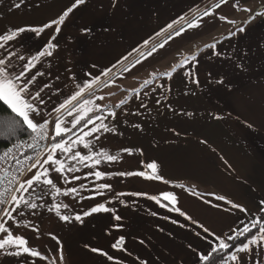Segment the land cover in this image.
I'll return each instance as SVG.
<instances>
[{
  "label": "crops",
  "instance_id": "obj_1",
  "mask_svg": "<svg viewBox=\"0 0 264 264\" xmlns=\"http://www.w3.org/2000/svg\"><path fill=\"white\" fill-rule=\"evenodd\" d=\"M216 2L119 0V6L113 8L111 0H86L66 18L54 41L59 45L56 52L32 70L43 73L37 76L33 92L44 84L49 85L41 93L45 101L40 106L41 115L52 122L50 129L53 128L57 116L54 108L78 91V84L90 79L87 73L98 76L100 82L80 99H92L105 109V113L93 111L88 115L93 118L105 115L104 123L110 130L100 134L98 141L88 139H93L98 150L120 154L121 158L118 162H102L97 170L151 174L152 170L146 166L154 162L163 180L116 175L94 182L93 176L85 179L90 169L81 168L79 172L68 173L70 182L65 185L53 172L62 189L86 185L80 192L83 197L93 196L98 183L112 185V191L94 199L57 198L69 205L63 213L73 217L80 214L82 223L74 219L63 222L46 207L36 209L35 213L25 209V216L16 219L30 227L13 226L12 230L23 235L29 241L28 246L44 259L0 254V264H60L61 253L63 264H116V261L140 264L141 260L146 264H197L193 249H201L207 235L198 224L224 237L232 234V228H241L258 218L260 201L264 200V16L251 17L256 11H264V0H228L214 15L204 17L200 27L175 37L143 63L124 71L138 58V53L132 52L134 48L146 53ZM237 2L240 9L249 8L252 13L234 8ZM16 3H20L19 8L15 7ZM72 3L74 0H0V34L17 27H41L57 19ZM181 16L185 20L174 24L173 29L155 35ZM239 27L245 31L236 32ZM84 29L90 32L84 34ZM233 32L236 34L228 38ZM52 34L54 28L46 29L39 37L24 33L18 41L10 42V48L25 56L34 55ZM149 37L153 39L147 47H142ZM213 43L215 50L206 47ZM129 52L132 55L124 60ZM0 54L6 55L7 50H0ZM193 54L195 61L191 59ZM185 57L189 62L180 67ZM13 60L24 63L15 57ZM237 64H243L245 70L237 68ZM173 68L170 79L163 76ZM106 71L108 75H102ZM150 74H155L157 79L141 88L145 80L151 79ZM217 80H223L224 84H217ZM116 95H121L117 102L113 100ZM99 96L104 99L97 100ZM121 101L125 102L117 108ZM108 111L115 112V118L107 116ZM75 115L63 111L66 127L71 128ZM79 128L72 131L78 132ZM202 140L206 143H201ZM45 142L53 141L49 138ZM125 148L131 149L132 154L121 152ZM76 150L87 153L82 145ZM73 176L80 179L73 180ZM119 192L146 193L158 198L164 192H171L177 197L176 206L198 223L169 211L170 205L162 199L166 207L146 195L117 196ZM214 196H224L244 206L248 214L230 208ZM206 200L211 203H205ZM45 202L51 204V197L45 196L40 201ZM97 203H104L114 212L83 216ZM114 215L122 219L116 221ZM53 236L57 239H52ZM120 237L125 240L126 251L111 247ZM93 247L107 252L113 260L93 253L90 251ZM240 255L244 256V264H264V247H254L250 254Z\"/></svg>",
  "mask_w": 264,
  "mask_h": 264
},
{
  "label": "snow or ice",
  "instance_id": "obj_2",
  "mask_svg": "<svg viewBox=\"0 0 264 264\" xmlns=\"http://www.w3.org/2000/svg\"><path fill=\"white\" fill-rule=\"evenodd\" d=\"M111 2L113 8L119 6V0H111ZM85 3L86 0H74V3L63 11L57 19H54L41 27H17L14 29H8L3 34H0V50H7L6 55L0 54V113H7L9 111L11 113L10 118L0 119V136L10 139L22 132H27L31 141L30 143L26 141L13 143L11 147L7 148L3 155H0V162L8 163L12 160L15 161V168L13 171H9L8 168L0 166V254L3 255L14 257L27 255L44 259V257L40 256L39 252L28 246L29 241L23 235L14 234V231L12 230L13 226L25 228L30 227L29 224H22L16 219L17 216H25V209L35 213L36 209L46 207L48 212H54L63 222H71L74 219L75 221L82 223L83 217L80 214H77L74 217L65 215L62 210L69 209V205L59 201L57 198L72 197L75 200L79 197L80 199H94L97 195L103 196L107 191H112V185L108 183H98L93 189V196L83 197L80 196V192L87 187L86 185H81L80 187H65L62 189L58 186V181L53 178V172L58 175L59 182H62L65 185L70 182L68 173L79 172L81 168L90 169V172L86 174L85 179H87L88 176H93L95 178L94 182L105 180L106 178H111L116 175L138 176L143 177L146 180H163V177L158 174V165L154 162L146 166L148 169L152 170L151 174L147 171L106 173L97 170L102 162H118L121 158L120 154L113 155L108 150H98L96 148L93 139L98 141L100 139V134L108 132L110 129L109 126L104 123V120L106 119L105 115H97L93 118L88 114L93 111L105 113V109L96 105L92 99H80L86 91L91 90L94 85L100 82L98 76H93L91 73H87L86 75H88L90 79L83 84H78V91L65 99L58 107L54 108L53 111L57 113V116L53 128L50 129V124L52 122L48 119H44L41 115L40 106L45 104L41 93L45 88L49 87V85L44 84L39 90L33 92L32 88L37 81V76L43 75V73L38 70L33 72L32 70L36 69L37 64L40 63L42 59L53 56L59 47L58 43H54V41L57 40V36L61 33V26L74 10ZM227 3L228 0H217L210 9L203 11L201 15L196 16L191 21H187L184 26L175 30L174 33L167 35L165 39L159 44L151 47L146 53L134 48L132 52L138 53V58H136L129 67H126L124 71H131L132 68L143 63L148 57L153 56V54L159 49L164 48L165 45L175 37L181 36L190 29L200 27L204 17L214 15L216 9H219L222 5ZM15 7L19 8L20 3H16ZM233 7L237 10L252 13V9H240L238 2L234 3ZM256 16H264V11H256L251 18L254 19ZM220 19L226 20L227 18L220 17ZM183 20H185V16H181L179 20L168 24L166 28L161 29V31L157 32L155 35L160 36L162 33H167L169 29H173L174 24H178L179 21ZM228 22L234 23L233 21ZM50 28H54V34L51 35L48 42L41 50L37 51L36 54L25 56L17 50L10 48V42L18 41L22 34L34 33L39 37L46 29ZM105 30L107 31V29ZM244 31V27L236 29V32L239 33H243ZM82 32L87 34L90 32V29H84ZM235 34V32L230 33L228 38ZM151 39H153V37L144 40L142 47H147L149 40ZM206 47L215 50L216 45L213 43ZM132 52H129L128 55L123 57V59L127 60L128 56L132 55ZM214 54L219 55V53L215 52ZM13 57L24 63H16L13 60ZM191 59L195 61L196 55L193 54ZM188 62V58L185 57L184 61H182L179 66L183 67V65ZM236 67L245 70L243 64H237ZM174 71L175 68H173L172 71L164 73L163 76H167L170 79ZM102 75L107 76L108 72L106 71L102 73ZM150 75L151 79L145 80L141 85V88H146L157 79L155 74ZM193 82L198 83L196 80ZM216 83L222 85L224 84V81L217 80ZM104 86L108 87L109 84H104ZM89 94L91 93L89 92ZM136 95H139V93L136 92ZM96 99L103 100L104 97L99 96L96 97ZM73 102L76 103L74 104ZM124 102L125 101H121L116 107H121ZM157 103H159V100H157ZM64 110L68 112V115H72L73 112L76 113L71 121V128L65 126V120L62 118ZM46 115H51V113H46ZM106 115L115 118L116 113L108 111ZM187 115L191 116L192 114L188 113ZM36 117H40V120L43 122L37 120ZM214 119L219 120L222 119V117L214 116ZM96 121H99L100 123H96ZM89 125H91V127H89ZM77 126H80L79 131L73 132L72 129H76ZM133 127L138 128L139 125H133ZM249 127H251V125H249ZM84 129H87V131ZM69 133H71V135H69ZM73 136L76 138L73 139ZM90 137L93 139H88ZM49 138L53 141L51 144L42 143L48 141ZM201 143H206V141L202 140ZM80 145L87 150L86 154H82L80 151L76 150L77 146ZM22 147L32 150L35 155H25L21 152L20 155L23 156V159H18L14 150L19 151ZM121 152H126L129 155L132 154V150L127 148L122 149ZM61 157H63V159ZM28 173H31V175L27 179H23ZM72 179L79 180L80 177L73 176ZM164 182L167 183V181ZM181 187L183 186L181 185ZM116 195H146L149 200H154L160 204L161 207H166L167 205L161 203L162 199L167 201L168 205H170L168 208L169 211L178 213L180 216L184 217L185 220L191 221L192 223H198L176 206L177 197L171 192H164L161 198L148 196L146 193L126 194L119 192L116 193ZM45 196L51 197V204H48L47 202L40 203ZM214 199L223 201L224 204L229 205L232 209H237L240 213L248 214L247 208L228 200L224 196H214ZM121 203L123 204L124 201H121ZM205 203L211 202L206 200ZM212 206L216 207L215 204ZM259 211L264 213V200L260 201ZM109 212H114V209L106 207L104 203H97L94 207L85 211L83 216ZM153 215H155V213H153ZM113 219L120 221L122 217L120 215H114ZM10 221L11 224H9ZM172 223H176V221L173 220ZM183 226L184 225H181V227ZM198 227L202 228L203 232L207 235L206 237H203L205 240L204 246L199 250L195 248L193 249V251L197 253V264H244V256L240 254H250L254 247H264V216L260 219H252L248 224H244L242 228H232L230 230L232 234H228L224 237L214 233L203 224H198ZM253 229H257L255 234H251ZM32 231L38 232L39 229L32 228ZM242 236L245 237V240L240 244L229 243L230 241L239 240ZM52 239L56 240L57 238L53 236ZM57 243H59L58 240ZM141 243L143 242L141 241ZM124 244V238L120 237L111 245V247L118 251H126ZM85 247L88 246L85 245ZM90 251L97 253L100 256H106L108 260H113L112 256L99 248L93 247ZM52 264H54V262H52ZM60 264H63L62 253L60 255ZM116 264H119V261H116ZM140 264H146V262L141 260Z\"/></svg>",
  "mask_w": 264,
  "mask_h": 264
},
{
  "label": "trees",
  "instance_id": "obj_3",
  "mask_svg": "<svg viewBox=\"0 0 264 264\" xmlns=\"http://www.w3.org/2000/svg\"><path fill=\"white\" fill-rule=\"evenodd\" d=\"M6 107V106H5ZM11 117V113L10 111L7 113H0V119H4V118H10ZM18 119V118H17ZM83 123V122H82ZM80 126H78L77 128H79ZM76 128V129H77ZM29 136L27 134V132H22L20 134H18L17 136L11 137L9 138H5L3 136H0V155L8 148L10 147L13 143H16L18 141H24L26 139H28ZM262 216H264V213H260L258 215L257 219H260ZM242 228V227H241ZM257 231V229H253L251 234H255ZM249 234V235H251ZM245 240V237H241L239 240L236 241H230L229 243H235V244H240L242 241Z\"/></svg>",
  "mask_w": 264,
  "mask_h": 264
},
{
  "label": "built area",
  "instance_id": "obj_4",
  "mask_svg": "<svg viewBox=\"0 0 264 264\" xmlns=\"http://www.w3.org/2000/svg\"><path fill=\"white\" fill-rule=\"evenodd\" d=\"M24 141H26V142H28V143L31 142L29 138L26 139V140H24ZM42 143L47 144L46 142H42ZM11 146H12V145H11ZM11 146H10V147H11ZM6 150H7V149H6ZM6 150H5V151H6ZM5 151H4V152H5ZM4 152H3V153H4ZM14 152H15V155H16V157H17L18 159H23V156L20 155L21 152H23L25 155H33V156L35 155V153H33L32 150L27 149L26 147H22L19 151H15V150H14ZM3 153H2L1 155H3ZM0 166L5 167V168H8L9 171H13L14 168H15V161L12 160V161H9L8 163L0 162ZM23 178H24V177H23Z\"/></svg>",
  "mask_w": 264,
  "mask_h": 264
},
{
  "label": "rangeland",
  "instance_id": "obj_5",
  "mask_svg": "<svg viewBox=\"0 0 264 264\" xmlns=\"http://www.w3.org/2000/svg\"><path fill=\"white\" fill-rule=\"evenodd\" d=\"M223 29H227V28L224 27ZM221 31H222V30H221ZM221 31H220V32H221ZM120 96H121V95H116V98L113 99V100L115 101V100L119 99ZM117 101H118V100H117ZM117 101H115V102H117Z\"/></svg>",
  "mask_w": 264,
  "mask_h": 264
}]
</instances>
